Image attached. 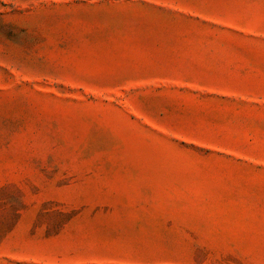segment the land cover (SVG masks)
<instances>
[{"label": "rangeland", "instance_id": "obj_1", "mask_svg": "<svg viewBox=\"0 0 264 264\" xmlns=\"http://www.w3.org/2000/svg\"><path fill=\"white\" fill-rule=\"evenodd\" d=\"M0 264H264V0H0Z\"/></svg>", "mask_w": 264, "mask_h": 264}]
</instances>
